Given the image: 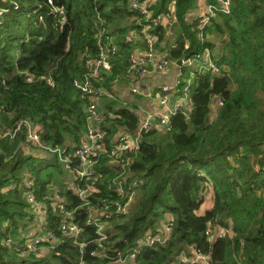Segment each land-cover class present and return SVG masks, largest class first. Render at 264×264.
Wrapping results in <instances>:
<instances>
[{"label": "trees", "instance_id": "16d2710c", "mask_svg": "<svg viewBox=\"0 0 264 264\" xmlns=\"http://www.w3.org/2000/svg\"><path fill=\"white\" fill-rule=\"evenodd\" d=\"M17 1L20 7L10 9L0 24V128L6 130L21 119H29L42 126L45 143L72 150L86 129L89 102L73 80L86 71L82 55L98 53V14L106 18L120 46L113 71L101 82L109 86L129 63L133 46L125 35L135 23L122 26V22L134 12L128 0H54L67 8L68 21L59 25L57 17L48 13L45 0ZM39 2L43 3V21L33 14ZM196 2L176 0V17L170 29L175 47L161 44L160 48H168V56L177 61L202 48H213L228 64L230 73L199 76L190 92L191 112L175 115L167 128L142 134L129 166L132 178L142 183L131 212L111 221L109 244L125 255L145 232L155 229L164 215L171 213L174 225L169 240L142 250L134 264H176L190 245L209 255L210 264H264V104L259 96L264 90V0H232L231 14L212 19L206 30L210 38L204 42L198 37L197 23L188 20ZM171 3L157 0L155 13H169ZM2 5L11 4L0 1ZM157 31L160 41L168 39L167 26ZM212 34L218 38L213 39ZM216 97L224 103L214 115ZM105 110L103 127L108 136L134 131L139 125L137 108L112 100ZM26 143L24 129L13 142L0 138V264H50V259L59 264L112 262L91 255L93 245L81 252L69 237H61L57 250L44 257L36 253L21 256L3 245L9 234H18L34 217L23 191H6L7 184L21 182L30 174L42 200L50 193L48 185L61 178V174L44 173L48 160L44 152L26 154L20 147ZM101 179L100 192L92 196L93 205L109 197L110 177ZM206 183L212 185L214 205L198 215L208 189ZM62 193L70 207L81 203L71 191ZM85 210L77 213L81 225L88 217ZM60 219V213L52 211L47 218L48 227L59 235ZM209 225L226 228L232 234L210 239L205 233ZM93 238L94 228L84 225L79 239Z\"/></svg>", "mask_w": 264, "mask_h": 264}, {"label": "built area", "instance_id": "2783aa9c", "mask_svg": "<svg viewBox=\"0 0 264 264\" xmlns=\"http://www.w3.org/2000/svg\"><path fill=\"white\" fill-rule=\"evenodd\" d=\"M3 4L0 7V24L2 17L10 11L17 10L20 5L17 0H0ZM156 0H128L130 11L134 12L135 24L125 35L127 42H134L135 38H140L142 45L139 48L133 47L129 57V63L121 75L116 76L109 86L102 84L105 74H110L114 68V58L120 51L114 35L107 25L106 18L98 14L96 25V43L98 53L94 56L85 53L84 65L86 71L81 78H74L73 83L78 87L83 96L89 98L87 105V126L79 143L69 150L68 147H52L42 139V126L29 119L17 121L11 128L2 130L0 128V138H8L15 141L20 132L26 131L27 143L24 144L26 154L34 151H41L44 154H55L64 163L66 171L72 177L63 188L58 187L55 182L48 185L50 193L43 199H38L35 190V182L30 174H27L21 182L10 181L5 190H22L23 197L28 205V210L34 217L40 218L41 225L39 231L33 236L18 238L9 234L3 245L21 256H28L32 253L38 254L41 248L50 245L55 251L62 242V238H73L79 246L81 252L89 245L94 248L90 252L93 256H101L112 259L119 264H134L138 254L145 248H153L159 244H165L170 236L174 225V216L167 213L164 220L155 228L149 229L136 242L133 249L127 251L125 255L121 251L112 249L110 245L108 230L111 228L113 218H121L128 215L137 199L141 180L132 178L129 166L133 161L132 155L137 153L140 147V140L143 133L164 129L171 125L172 118L181 113L188 115L192 110L190 92L201 75H228L229 66L225 62H220L215 58L211 48H202L199 52L188 58L181 59L182 63L173 60L168 56V48L161 50L160 45L165 46V41H160L157 29L172 23L176 14V0H172L169 13L156 14L153 8ZM49 6V14L57 17V23L63 25L68 21L67 8L60 6L54 0H45ZM42 4L33 10V14L38 15L39 21L44 20L41 12ZM232 12V0H213L202 2L196 9L195 21L197 23V34L201 42L206 40V30L212 19L219 14L229 15ZM163 46V47H164ZM175 47L174 44L170 45ZM170 66H177V79L175 85L164 84L158 92V104H148L138 106L136 110L139 116V125L134 131L122 130L117 135L108 136L103 127L107 111L102 108L101 100L108 98L117 100L116 87L121 79H125L130 85L132 94L145 95L140 84L151 72H163ZM28 79L32 81L33 76ZM52 84V79L48 78ZM176 93V94H175ZM148 94V93H147ZM175 94V95H174ZM150 96V94H148ZM151 97V96H150ZM174 100L172 101V98ZM217 106L223 105V99H214ZM14 155L11 154L10 158ZM106 160L107 162H103ZM112 171V174H109ZM104 176L110 177L107 184L109 197L102 200L97 205H93L92 196L100 192L99 184ZM207 184V183H206ZM69 190L76 195L80 204L69 206L62 191ZM112 196V197H111ZM85 208L88 217L85 226L94 228V238L91 240H80L84 231V225L77 221V213ZM60 213L61 219L58 231L48 227L47 218L50 212ZM210 238L225 237L232 234L230 230L222 227L209 225L205 231ZM112 251V254L110 252ZM188 251L180 257V264H210V256L204 254L197 246H188ZM83 260H81V264Z\"/></svg>", "mask_w": 264, "mask_h": 264}, {"label": "crops", "instance_id": "0c3cea01", "mask_svg": "<svg viewBox=\"0 0 264 264\" xmlns=\"http://www.w3.org/2000/svg\"><path fill=\"white\" fill-rule=\"evenodd\" d=\"M202 2H209V0H197L194 8L188 14V20L189 21H192V22L195 21L196 9H197L198 5L200 3H202ZM134 15L135 14L130 15L129 16L130 19H126L125 20L127 25L130 26V21H134V23H135L136 20H135V16ZM135 26H136V24H135ZM171 26H172V23H171V25L169 27L167 26V35H168L169 41H168V39L165 41L166 43H165V46L163 45L164 47H166V45L169 47L170 45L174 44L173 33L170 30ZM132 28H134V27H132ZM206 34H207L206 35V40H207L208 38H210V34L209 33H206ZM131 44H132L133 47L137 46L138 48H139V46H143L140 38H135L134 42L132 41ZM219 45H220V42L217 43L218 47H220ZM211 50H212L215 58L219 59L220 62H224V61L221 60L219 53L216 52L215 49L212 48ZM177 72H178V67L177 66H172L171 72H169L168 74H167V72L166 73H162L160 71L151 72L143 80V82L140 84V87L144 89V92H145L146 96L145 95L132 94L131 91H130V85L123 78V79L120 80L119 84L116 87V94H117L116 95L117 96V100L116 101H118L119 103H121V104H123L125 106H129V107L137 108V109H138L139 105L148 104L149 101H151V100H152V104H158L159 103L158 102L159 101L158 100V92H159L160 87L162 85H164V84L175 85L176 84V79H177ZM147 93L150 94L151 97ZM111 101L112 100H110L108 98L102 99L101 100L102 108L105 109L106 104L111 102ZM212 108H213V114L216 115V113L218 112L220 107L217 106V103L214 100H213V103H212ZM118 133H116L115 135H117ZM44 156L47 159L50 158V155H48V154L47 155H43V157ZM213 205H214L213 188H212V186H209V188L207 189V191L205 193V200H204L203 204L200 206V208L197 210V214L198 215H204L207 210H209V209H211L213 207ZM165 217H166V215H164L162 220H164ZM40 225H41L40 218L33 217L32 221L27 222L24 225V227L23 226L20 227L19 233L16 234L15 236L18 237V238H20V237L24 238V237H27V236H33L39 231ZM218 227H220V226H218ZM51 251H53V250L50 248V245H46L45 244V246L42 247L41 251L38 253V256L39 257L40 256L41 257L42 256L43 257L47 256ZM187 254L190 255L189 251H188ZM180 260L181 259H179L178 263H176V264H180ZM109 264H119V263L112 261Z\"/></svg>", "mask_w": 264, "mask_h": 264}, {"label": "rangeland", "instance_id": "374dc122", "mask_svg": "<svg viewBox=\"0 0 264 264\" xmlns=\"http://www.w3.org/2000/svg\"><path fill=\"white\" fill-rule=\"evenodd\" d=\"M122 26H126V22L125 21L122 22ZM212 38L216 39L218 37H217V35L212 34ZM168 41H169V38H168ZM171 69H172V66H170L168 70L163 71L162 73H166L167 72V74H168L169 72H171ZM159 91H160V89H159ZM259 96L263 100V104H264V90H260L259 91ZM173 100H174V97L172 98V101ZM44 158H46V157H44ZM44 173H48V174H50V173L52 174L53 173L54 175L61 174L60 175L61 178L59 180H57V181H54L58 185V187H60V188L65 187L66 183L68 181H70L69 179L72 177V174L68 173L66 171L64 163L62 161H60L56 157L55 154H51L50 158L47 160V162H44ZM206 186H207V188H209V186H212V185L210 183H207ZM50 264H59V262L54 260V259H50Z\"/></svg>", "mask_w": 264, "mask_h": 264}, {"label": "water", "instance_id": "95a60500", "mask_svg": "<svg viewBox=\"0 0 264 264\" xmlns=\"http://www.w3.org/2000/svg\"><path fill=\"white\" fill-rule=\"evenodd\" d=\"M171 25V23L169 22V23H167V26L169 27ZM182 63V60H180L179 61V64H181ZM146 81V80H145Z\"/></svg>", "mask_w": 264, "mask_h": 264}]
</instances>
